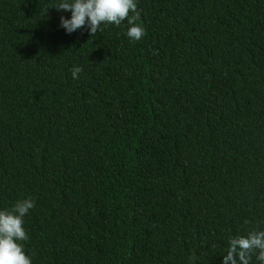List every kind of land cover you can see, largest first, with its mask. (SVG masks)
<instances>
[{
  "label": "trees",
  "instance_id": "obj_1",
  "mask_svg": "<svg viewBox=\"0 0 264 264\" xmlns=\"http://www.w3.org/2000/svg\"><path fill=\"white\" fill-rule=\"evenodd\" d=\"M50 3L0 0V210L34 201L32 264H222L264 230V0H136L139 41Z\"/></svg>",
  "mask_w": 264,
  "mask_h": 264
},
{
  "label": "clouds",
  "instance_id": "obj_2",
  "mask_svg": "<svg viewBox=\"0 0 264 264\" xmlns=\"http://www.w3.org/2000/svg\"><path fill=\"white\" fill-rule=\"evenodd\" d=\"M50 8L71 13V19L60 17V27L69 35L87 27L92 37L103 31L102 25L119 27L124 21L128 25L126 35L132 41L145 35L144 28L136 23L140 19L136 0H51ZM81 72L80 67H74L73 79H78ZM34 207V201L28 198L17 201L10 209L0 210V264H32L22 242L29 240L24 217ZM228 245L222 264H251L253 255L264 264V230L232 237ZM189 259L194 261L195 254Z\"/></svg>",
  "mask_w": 264,
  "mask_h": 264
}]
</instances>
